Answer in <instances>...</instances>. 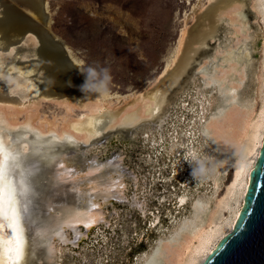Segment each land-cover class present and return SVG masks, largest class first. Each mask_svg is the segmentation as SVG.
<instances>
[{
  "label": "bare ground",
  "instance_id": "1",
  "mask_svg": "<svg viewBox=\"0 0 264 264\" xmlns=\"http://www.w3.org/2000/svg\"><path fill=\"white\" fill-rule=\"evenodd\" d=\"M247 1L208 0L203 9H192L194 22L181 33L173 62L162 72L158 84L139 98L115 108L106 101L107 94L86 96L80 91L85 79L80 63L66 46H62L64 55L55 49L60 42L48 30L49 21L44 18L47 15L46 0H0V141L16 158L10 164L17 187L22 177L29 187L27 199L30 203L24 221L26 245L19 264L88 263L85 250L74 254V249L97 225L106 227L109 222L112 225L116 222L118 211L107 212L112 203L124 204L128 210L134 209L145 215L144 189H139L142 182L124 162L125 152L119 150L107 155L104 154L106 147L102 150L97 145H106L110 135L118 136L120 132L124 133L122 139L130 142L135 130L136 133L137 130L145 131L143 139H147L146 130L154 129L161 138L171 99L179 90H184L183 86L196 74L201 88L191 127L197 126V134L201 137L191 156L210 158L218 163L219 167L210 179L211 194L191 196L189 189H184L182 194L178 192L181 195L176 194V203L178 207L188 203V215L176 220L172 228L157 239L149 253L140 256L137 264H201L216 243L232 231L264 137V88L256 110L255 98L247 93L255 80L252 51L256 37L248 18ZM251 2L257 10L253 20L260 19L264 25V0ZM18 7L27 8L37 19L36 28L23 22ZM259 61V72H264V52ZM45 98L85 110L73 118L62 116L64 121L58 125L57 120L46 119L35 110L39 101ZM22 111L25 112L22 119L17 118ZM185 132L181 133L182 140H185ZM245 136H248V143L244 155L231 162V154L238 150ZM176 143V139L171 141L172 151L185 144ZM206 145L212 153L208 156L200 153ZM231 163L232 171L223 194L233 198L234 204L224 222L216 221L212 225L213 222L204 217L208 201L218 190L220 179L226 175ZM40 166L49 167L41 197L66 205L77 202L72 204L86 214L85 219H94L92 227L77 226L59 235L50 228L42 231L34 228L32 214L37 211V169ZM84 170L94 173L90 179L102 191L93 196L87 194ZM105 177V183L101 184L100 179ZM114 180L123 181V192ZM91 203H98L99 207L93 209ZM157 221L156 215L152 222ZM3 233L7 236L8 229L5 228ZM53 244L56 247L54 254L49 251ZM102 259L97 258L96 263L100 264Z\"/></svg>",
  "mask_w": 264,
  "mask_h": 264
},
{
  "label": "rangeland",
  "instance_id": "2",
  "mask_svg": "<svg viewBox=\"0 0 264 264\" xmlns=\"http://www.w3.org/2000/svg\"><path fill=\"white\" fill-rule=\"evenodd\" d=\"M251 1H247V13L256 34L252 51L255 80L247 93L255 98L256 110L264 88V72H259L258 69L264 52V25L260 19L253 20L257 10ZM207 2L208 0H46L48 30L58 42L70 50L80 63L82 72L88 66L110 69L112 82L106 101L119 108L156 86L155 83L162 78V72L173 62L181 33L187 31L194 22L195 13L192 9L201 10ZM20 10L37 21L29 11L24 8ZM229 43L232 44L231 41ZM199 82L196 74L183 86L184 90H179L171 99L161 138L154 129L146 130L147 139H143L145 131L137 130L136 133L135 130L130 142L122 139L124 133L120 132L118 136L110 135L105 141L106 145H97L102 150L106 147L104 154L107 155L119 150L125 152L124 162L129 164L139 177V182H142L139 189H144L146 212L143 216L139 211L128 210L124 204L112 203L107 212L113 209L118 211L116 222L113 225L109 222L106 227L97 225L74 249V254L82 250L87 253L88 263L83 264H97V258H103L100 264H137L140 256L149 253L157 239L166 234L176 220L188 215V203L178 207L176 194L180 196L184 189H189L191 196L211 194V180L197 183L187 162L192 158V151L195 152L201 137L197 134V126L191 127L197 110L196 97L201 88ZM55 100L41 99L35 110L46 119L57 120L58 125L62 124L65 116L73 118L85 110L77 105L68 107ZM24 113H18L17 118L22 119ZM254 114L255 111L252 116ZM182 132H185V140L181 139ZM188 132L191 134H187ZM244 138L238 150L231 154V162L244 155L248 136ZM173 139H176L177 145L185 143L184 146H177L172 151L170 144ZM209 147L206 145L200 153L207 156L212 154ZM48 169L47 166L37 169V211L32 214L33 226L37 231L48 230L54 219L69 210L74 202L66 205L65 202L41 197L40 191ZM231 169L232 163L226 175L220 179L218 190L208 201L204 217L210 219L212 225L216 221L224 222L230 215V206L234 204L233 198L223 194ZM156 215L158 221L154 223L152 219ZM75 260L78 262L79 258L78 261Z\"/></svg>",
  "mask_w": 264,
  "mask_h": 264
},
{
  "label": "snow or ice",
  "instance_id": "3",
  "mask_svg": "<svg viewBox=\"0 0 264 264\" xmlns=\"http://www.w3.org/2000/svg\"><path fill=\"white\" fill-rule=\"evenodd\" d=\"M15 157L10 152L6 151L3 147V142L0 141V264H19L23 259L24 250L26 245L24 221L28 212L27 197L29 194V187L27 186L24 178H21L19 187L12 178L13 165L10 161L14 162ZM64 167L63 164L60 165ZM100 166L97 167V171ZM94 173L87 170L83 171V179L87 185L89 196H93L97 191L96 182L91 180L90 177ZM105 179H100V183H105ZM113 183L119 185L121 192H123L125 185L122 180H114ZM79 191V189H73ZM23 199V203H22ZM184 203L183 200L180 201ZM91 208L99 207L98 203H91ZM85 213L73 206L70 210L62 213L51 225L50 229L55 234L59 235L67 230L75 229L77 226L89 228L94 225V219L88 217L85 219ZM8 229L7 236L4 235L3 230ZM79 236H77V239ZM68 241H61L67 243ZM50 253L56 251L55 244L49 249Z\"/></svg>",
  "mask_w": 264,
  "mask_h": 264
},
{
  "label": "water",
  "instance_id": "4",
  "mask_svg": "<svg viewBox=\"0 0 264 264\" xmlns=\"http://www.w3.org/2000/svg\"><path fill=\"white\" fill-rule=\"evenodd\" d=\"M20 12L23 22L37 27V21ZM44 18L47 22V15ZM62 46L58 43L55 49L64 55ZM201 264H264V137L232 231L216 243Z\"/></svg>",
  "mask_w": 264,
  "mask_h": 264
},
{
  "label": "clouds",
  "instance_id": "5",
  "mask_svg": "<svg viewBox=\"0 0 264 264\" xmlns=\"http://www.w3.org/2000/svg\"><path fill=\"white\" fill-rule=\"evenodd\" d=\"M85 79L80 86V91L86 96L89 94L105 95L110 90L112 76L110 69L107 67L88 66L81 72ZM69 86L70 82H69ZM191 168V175L197 183H203L210 180L216 173L219 165L210 158L192 157L187 161Z\"/></svg>",
  "mask_w": 264,
  "mask_h": 264
}]
</instances>
